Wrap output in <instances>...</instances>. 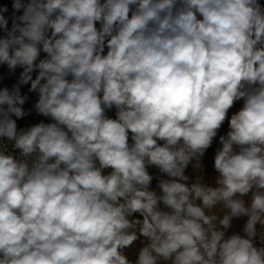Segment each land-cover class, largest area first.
<instances>
[{"label": "clouds", "instance_id": "9594fccd", "mask_svg": "<svg viewBox=\"0 0 264 264\" xmlns=\"http://www.w3.org/2000/svg\"><path fill=\"white\" fill-rule=\"evenodd\" d=\"M12 9L0 65L22 71L0 88V264H264V2ZM29 84L49 122L18 127Z\"/></svg>", "mask_w": 264, "mask_h": 264}, {"label": "crops", "instance_id": "0c3cea01", "mask_svg": "<svg viewBox=\"0 0 264 264\" xmlns=\"http://www.w3.org/2000/svg\"><path fill=\"white\" fill-rule=\"evenodd\" d=\"M24 2H27V0H24ZM262 2H264V0H262ZM12 4H13V0H7V4L6 6L8 7V12L5 13L6 16H11L12 15ZM17 15L22 14V10L21 12L16 13ZM9 28L11 27V19H9ZM3 33L2 30H0V34ZM43 55V54H42ZM22 71V69L18 68L14 74H10L8 70H6V68L2 67V65H0V88L2 87H9L11 88L13 84L16 83V81L19 78V73ZM30 87L29 85H21V94H26L29 98L28 100L25 102V105L23 106L25 111H30L29 117H24L23 119H20L17 121L18 123V127H27L30 126L31 124L34 123H38L40 122V120H44L45 122H49L48 118H45L39 114H37L34 110V104L36 102V100L38 99V94L36 93H31L28 91ZM109 116L113 117L115 116V109L112 110L111 114H109Z\"/></svg>", "mask_w": 264, "mask_h": 264}, {"label": "trees", "instance_id": "16d2710c", "mask_svg": "<svg viewBox=\"0 0 264 264\" xmlns=\"http://www.w3.org/2000/svg\"><path fill=\"white\" fill-rule=\"evenodd\" d=\"M7 4V0H0V6H5ZM238 103V102H237ZM237 103L234 105L233 108H235L237 106ZM231 110V109H230ZM229 110V111H230ZM227 131V125L226 122L222 125L221 129L218 132V136L219 135H224L226 134ZM212 151V147H210L204 157V163H205V171L207 174V177L211 180V178L214 176V171H213V162L214 159L210 158L209 155Z\"/></svg>", "mask_w": 264, "mask_h": 264}, {"label": "rangeland", "instance_id": "374dc122", "mask_svg": "<svg viewBox=\"0 0 264 264\" xmlns=\"http://www.w3.org/2000/svg\"><path fill=\"white\" fill-rule=\"evenodd\" d=\"M242 101H239L238 103H237V106L235 107V108H232L230 111H229V118H230V116H231V114H233L234 112H236V111H238L239 110V108L242 106ZM27 118L29 117V115L28 116H26ZM226 122V125H227V131L229 130L228 129V122H227V120L225 121ZM227 131H226V133H227ZM220 145H219V136H217L216 138H215V140H214V142H213V145L211 146L212 147V151H211V153H210V155H209V157L210 158H213L214 159V155H215V150H216V148H218Z\"/></svg>", "mask_w": 264, "mask_h": 264}, {"label": "built area", "instance_id": "2783aa9c", "mask_svg": "<svg viewBox=\"0 0 264 264\" xmlns=\"http://www.w3.org/2000/svg\"><path fill=\"white\" fill-rule=\"evenodd\" d=\"M2 35H4V33H1L0 34V36H2ZM2 67L6 68V70H8L6 65H2ZM111 112H112V110L108 112V115L111 114ZM151 171H154V170H151Z\"/></svg>", "mask_w": 264, "mask_h": 264}]
</instances>
